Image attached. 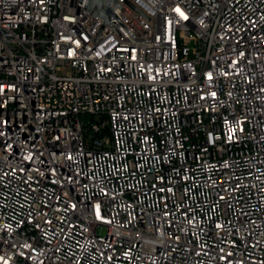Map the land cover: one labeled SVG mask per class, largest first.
<instances>
[{"label":"built area","instance_id":"built-area-1","mask_svg":"<svg viewBox=\"0 0 264 264\" xmlns=\"http://www.w3.org/2000/svg\"><path fill=\"white\" fill-rule=\"evenodd\" d=\"M0 0V264H264V0Z\"/></svg>","mask_w":264,"mask_h":264},{"label":"water","instance_id":"water-1","mask_svg":"<svg viewBox=\"0 0 264 264\" xmlns=\"http://www.w3.org/2000/svg\"><path fill=\"white\" fill-rule=\"evenodd\" d=\"M121 0H87L85 8L87 11L93 14L94 17L101 18L104 23L95 39V43L98 41L105 24L109 23L114 30L121 36L120 32L112 25L111 20L117 19L122 26L130 33V35L135 38L133 33L127 28V26L121 21V19L115 14V10L119 7L123 9L124 7L120 4ZM83 0H80L82 3Z\"/></svg>","mask_w":264,"mask_h":264}]
</instances>
